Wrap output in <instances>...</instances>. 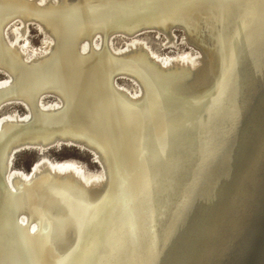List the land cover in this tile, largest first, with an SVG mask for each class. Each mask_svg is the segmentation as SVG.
Returning a JSON list of instances; mask_svg holds the SVG:
<instances>
[{"label": "bare ground", "instance_id": "obj_1", "mask_svg": "<svg viewBox=\"0 0 264 264\" xmlns=\"http://www.w3.org/2000/svg\"><path fill=\"white\" fill-rule=\"evenodd\" d=\"M175 28L198 51L162 56L140 37L174 44ZM0 75V264H157L194 184L264 88V0H0ZM260 123L243 187L219 207L229 230L213 238L210 227L180 264L232 251L264 174ZM62 146L99 170L51 160L47 149ZM26 148L41 152L27 172L13 166Z\"/></svg>", "mask_w": 264, "mask_h": 264}, {"label": "rangeland", "instance_id": "obj_2", "mask_svg": "<svg viewBox=\"0 0 264 264\" xmlns=\"http://www.w3.org/2000/svg\"><path fill=\"white\" fill-rule=\"evenodd\" d=\"M173 32L174 44L169 45H164V36L158 37L150 33L140 37L146 41L152 50L162 56H177L187 52L193 54L198 51L195 46L183 40L184 33L181 29L175 28ZM9 37L12 38L11 33ZM28 39L30 49L37 52L42 50L43 35L32 24L29 25ZM124 44L125 40L123 38L113 39L114 47L121 48ZM1 77L2 75H0ZM118 82L132 91L130 82L122 80ZM16 109L20 113L24 112V109L20 106H17ZM246 114L235 130L234 135L218 152L214 162L209 163L204 175L196 185L194 184L188 204L181 213L180 219L173 229L174 231L171 232L157 264H177V262L180 264V261L183 260L181 257L185 255H187L186 258H190V256L195 258L198 250L197 246L200 244L205 231L210 227V230L213 229V233H216L213 238H219L220 234L229 230L221 226L222 219L220 220L219 216L221 217L224 211L221 210L220 212L219 207L222 206V202L226 204L232 201L236 190L243 187L244 179H241V177L244 176L246 168L250 166L247 161L252 156L250 150L252 143L251 145L249 143L253 142L256 129L264 119V88L260 93V97L257 96L254 100L247 116ZM248 145L250 148H248ZM46 153L51 160L55 161L75 160L89 172H97L100 167L90 161L87 152L73 147L49 148ZM227 157L229 160L226 162ZM37 158L38 153L34 150L23 149L16 154L13 166L27 172ZM250 191L252 196L247 200L244 207L247 212L245 211L244 215H239L236 220L240 221L237 224L239 223L241 227L244 225V228L241 232H239L240 229L236 232L233 231V237L238 236V238L229 256L222 259L219 264H264V174L262 181L259 184L255 181V185ZM237 210L242 211V207L237 208ZM217 231L219 232L217 233Z\"/></svg>", "mask_w": 264, "mask_h": 264}, {"label": "water", "instance_id": "obj_3", "mask_svg": "<svg viewBox=\"0 0 264 264\" xmlns=\"http://www.w3.org/2000/svg\"><path fill=\"white\" fill-rule=\"evenodd\" d=\"M26 149H29V148H26ZM30 149H32V148H30ZM49 149V148H48ZM38 154H41V152H38ZM90 161L92 162V163H96V164H98L99 165V163L97 162V160L95 159V158H91L90 157ZM100 166V165H99Z\"/></svg>", "mask_w": 264, "mask_h": 264}]
</instances>
